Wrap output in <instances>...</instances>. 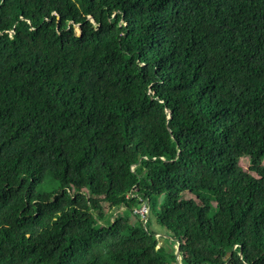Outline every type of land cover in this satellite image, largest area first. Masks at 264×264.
<instances>
[{
  "label": "trees",
  "instance_id": "trees-1",
  "mask_svg": "<svg viewBox=\"0 0 264 264\" xmlns=\"http://www.w3.org/2000/svg\"><path fill=\"white\" fill-rule=\"evenodd\" d=\"M144 203L264 264V0H0V264H176Z\"/></svg>",
  "mask_w": 264,
  "mask_h": 264
},
{
  "label": "rangeland",
  "instance_id": "rangeland-1",
  "mask_svg": "<svg viewBox=\"0 0 264 264\" xmlns=\"http://www.w3.org/2000/svg\"><path fill=\"white\" fill-rule=\"evenodd\" d=\"M76 31L78 32V33H80V27L77 25L76 26ZM239 164L244 168V169H248V167H249V164H250V158L248 157V156H245V157H243V158H241L240 159V161H239ZM251 174L252 175H255V173L254 172H251ZM185 196L186 197H192L193 195L192 194H190V193H186L185 194ZM156 209H157V206H153L152 208H151V211H150V213H149V216H148V220H149V228L151 229V230H154V231H156V234L158 235V237L160 238V245L162 246H166V248L168 247L169 249H171V248H175V250H176V252H177V250H178V245L177 244H170V240L169 239H166V243H165V240H164V238L163 237H166L165 235H166V229L164 228V227H162L161 225H159L158 223H157V220H156ZM148 222V221H147ZM147 222H145V223H147ZM167 243H169L168 244V246L166 245Z\"/></svg>",
  "mask_w": 264,
  "mask_h": 264
},
{
  "label": "built area",
  "instance_id": "built-area-1",
  "mask_svg": "<svg viewBox=\"0 0 264 264\" xmlns=\"http://www.w3.org/2000/svg\"><path fill=\"white\" fill-rule=\"evenodd\" d=\"M137 212H139L141 214L142 219H144V221L146 222L148 219V215H149V206L147 204H143L141 206V208H139L138 210H136Z\"/></svg>",
  "mask_w": 264,
  "mask_h": 264
},
{
  "label": "water",
  "instance_id": "water-1",
  "mask_svg": "<svg viewBox=\"0 0 264 264\" xmlns=\"http://www.w3.org/2000/svg\"><path fill=\"white\" fill-rule=\"evenodd\" d=\"M79 27H80V25H78ZM81 27H80V32H81ZM14 31H12V33H13ZM170 112V111H169ZM166 236H168V235H166ZM176 254H177V262H176V264H181V260H180V251L179 250H177V252H176Z\"/></svg>",
  "mask_w": 264,
  "mask_h": 264
}]
</instances>
